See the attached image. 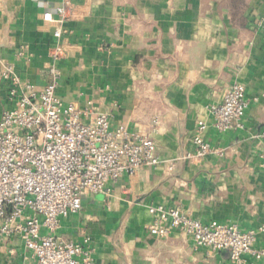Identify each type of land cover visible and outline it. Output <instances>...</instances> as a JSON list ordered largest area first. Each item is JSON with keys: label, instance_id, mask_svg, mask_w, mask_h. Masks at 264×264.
<instances>
[{"label": "crops", "instance_id": "obj_1", "mask_svg": "<svg viewBox=\"0 0 264 264\" xmlns=\"http://www.w3.org/2000/svg\"><path fill=\"white\" fill-rule=\"evenodd\" d=\"M48 12L62 22L45 21ZM0 61L39 89L55 63L65 104L111 113L113 126L150 137L174 166H146L85 195L57 235L92 250L96 264H238L228 251L206 256L191 236L157 237L146 225L149 206L164 205L203 221L264 227V97L225 133L208 110L236 82L248 96L264 94V0H0ZM9 91L0 76V120L12 107ZM200 119L223 154L183 159ZM30 254L19 237L0 235V264H33Z\"/></svg>", "mask_w": 264, "mask_h": 264}, {"label": "built area", "instance_id": "obj_2", "mask_svg": "<svg viewBox=\"0 0 264 264\" xmlns=\"http://www.w3.org/2000/svg\"><path fill=\"white\" fill-rule=\"evenodd\" d=\"M43 18L62 22L50 12ZM61 34L60 28L54 32L56 37ZM58 59L56 53L55 62ZM60 75L53 63L39 89L22 80L12 64L0 61V76L10 84L12 103L0 120V235L19 237L33 264H96L92 250L57 235L62 218L80 211L85 195L104 193L125 174L146 166L167 165L172 171L174 166L156 155L150 137L124 125L113 126L111 113L99 112L91 103L84 108L65 104L57 93ZM261 96H248L243 83H233L222 101L208 108L214 127L224 133L241 127L248 108ZM207 128L206 121H197L190 138L194 148L183 159L223 154L206 139ZM260 159L264 168V145ZM148 210L152 221L146 230L151 235L166 237L178 230L191 236L206 256L228 251L232 263L248 264L246 256L264 262V248L257 246L264 227L242 229L232 222L203 221L164 205Z\"/></svg>", "mask_w": 264, "mask_h": 264}]
</instances>
